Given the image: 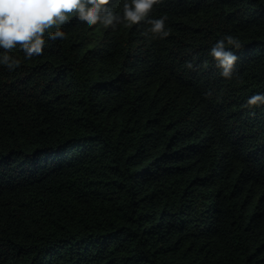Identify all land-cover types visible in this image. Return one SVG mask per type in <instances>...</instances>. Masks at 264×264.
I'll return each instance as SVG.
<instances>
[{"label": "trees", "instance_id": "obj_1", "mask_svg": "<svg viewBox=\"0 0 264 264\" xmlns=\"http://www.w3.org/2000/svg\"><path fill=\"white\" fill-rule=\"evenodd\" d=\"M163 16V39L70 16L43 55L0 64V264H264V105L245 107L264 94V0ZM228 35L225 79L210 51Z\"/></svg>", "mask_w": 264, "mask_h": 264}, {"label": "clouds", "instance_id": "obj_2", "mask_svg": "<svg viewBox=\"0 0 264 264\" xmlns=\"http://www.w3.org/2000/svg\"><path fill=\"white\" fill-rule=\"evenodd\" d=\"M160 0H124L122 13L114 12L112 0H0V64L13 70L20 61L8 53L19 46L25 59L43 55L45 36L50 41L62 40L65 33L58 27L69 22L74 16L78 21L93 28L97 24L105 28L116 29L117 25L132 27L141 22L150 27L147 33L153 38L163 39L169 35L166 30V16L152 19L150 13ZM56 28L55 31H49ZM239 49V41L228 35L217 41L210 55L215 60L220 75L230 79L235 70L238 57L226 47ZM192 68V64L187 65ZM264 105V94H255L248 98L245 107Z\"/></svg>", "mask_w": 264, "mask_h": 264}, {"label": "bare ground", "instance_id": "obj_3", "mask_svg": "<svg viewBox=\"0 0 264 264\" xmlns=\"http://www.w3.org/2000/svg\"><path fill=\"white\" fill-rule=\"evenodd\" d=\"M205 92H206V91H205ZM201 95H202V94H201ZM197 97H199V96H197ZM200 99H201V98H200ZM203 99H204V98H203ZM195 102H196V101H195ZM188 103H189V102H188ZM204 103H205V102H204ZM204 103L202 102L203 105H204ZM190 104H191V103H190ZM190 104H189V105H190ZM205 104H206V103H205ZM200 105H201V104H200ZM203 105H202V106H203ZM204 106H205V105H204ZM193 107H194V106H193ZM195 107H197V106H195ZM198 108H200V107H198ZM196 109H197V108H196ZM202 109H203V108H202ZM192 110H193V109H192ZM194 110H195V109H194ZM204 110L206 111V109H204ZM195 111H196V110H195ZM205 111H204V112H205ZM202 112H203V111H202ZM205 113H206V112H205ZM196 114H197V113H196ZM191 115H192V114H191ZM197 115H198V114H197ZM199 115H201V117H202V114H199ZM199 115H198V116H199ZM188 116H189V115H188ZM192 117H193V116H192ZM186 122H187V121H186ZM200 122H201V121H200ZM189 123H190V122H189ZM196 123H197V121H196ZM198 124H200V123H198ZM201 124H202V123H201ZM196 126H197V125H196ZM190 129H191V128H190ZM189 131H190V130H189ZM197 131H198V130H197ZM190 134H191V133H190ZM181 135H182V134H181ZM184 136H185V135H184ZM186 138H188V137L186 136ZM186 140H187V139H186ZM186 140H185V141H186ZM183 141H184V140H183Z\"/></svg>", "mask_w": 264, "mask_h": 264}]
</instances>
